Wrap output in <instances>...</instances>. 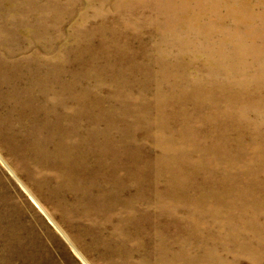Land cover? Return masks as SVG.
Masks as SVG:
<instances>
[{
    "label": "rangeland",
    "instance_id": "1",
    "mask_svg": "<svg viewBox=\"0 0 264 264\" xmlns=\"http://www.w3.org/2000/svg\"><path fill=\"white\" fill-rule=\"evenodd\" d=\"M157 1L0 0V18L14 28L21 60L41 55L29 63L35 103L53 114L59 104L61 115L78 120L62 118L52 131L67 148L76 146L75 158L51 152L55 141L48 132L33 136V112L20 115L21 127L0 125V264H133L167 249L179 258L188 243L205 245L203 255L217 253L224 251L217 227L205 226L215 218L210 203L236 207L251 193V208L263 204L261 174L247 176L240 169L220 181L224 168L213 167L207 154L219 145L224 154H236L253 135L237 132L239 140L223 122L204 121L209 105L178 92L185 81L233 75L232 69L201 62L235 48L183 32L163 37L156 29L162 19L153 8ZM8 6L17 9L12 21ZM49 6L60 15L53 16ZM234 38L228 39L239 52L248 40ZM57 80L66 86L62 102L49 92ZM1 104L0 120L6 113ZM240 116L264 134V111L248 109ZM156 125L166 136L164 153L155 142ZM180 133L195 135L197 148L180 147ZM201 218L204 226H197ZM228 258L252 264L246 255Z\"/></svg>",
    "mask_w": 264,
    "mask_h": 264
},
{
    "label": "bare ground",
    "instance_id": "2",
    "mask_svg": "<svg viewBox=\"0 0 264 264\" xmlns=\"http://www.w3.org/2000/svg\"><path fill=\"white\" fill-rule=\"evenodd\" d=\"M52 1L56 2V0ZM202 1L209 3L208 6L205 3L210 8L209 10L202 8ZM231 3L235 6L233 10L232 8L229 10H224V8L216 9V6L228 7L231 6ZM153 8L162 18L159 20V26L156 29L163 34V37L183 32L184 34H192L205 42H214L220 48H224L227 45L235 48L228 52L223 51L224 53H219L217 57L209 54V61L201 62L205 68L209 69H232L234 71L233 75L228 76L224 73V80H220L218 77L203 79H198V77L192 82L185 81L183 88L178 92L188 93L194 100L196 99L195 101H202L209 105L207 117H201L204 121L214 124L216 121L223 122L229 131H233L234 135L237 132H250L253 135V140L249 144L239 147L236 154H231L232 156L228 154L231 151H228L227 155L224 154L225 151H222L224 145H219L218 148L212 147L213 150L207 151L211 165L224 168L222 170L219 169L220 181L225 178V175L232 176L235 171L240 169L243 170V173L240 170L241 173L247 176H254L259 173L264 181V134L261 133L259 135L256 133L257 127H253L251 122L244 121L245 119L240 116L248 109L264 111V0H161L157 1ZM48 9L55 17L60 15V10L55 11V8L50 6ZM15 10H17L16 7L8 6V16L11 17V21ZM29 26L27 25L25 28L27 33L32 31V27ZM77 27L81 29L80 26ZM103 30L100 29V31ZM34 31H39L43 35L48 34L45 33L47 32L45 28L41 30L34 28ZM232 36L248 40L242 42L243 49L241 51L237 52L236 44L229 41L228 38ZM16 39L14 28L9 29L0 18V101H2L0 103L3 104H1V107H4L2 110L6 111L3 119L0 120V125L3 126L4 123L19 125L18 119L20 115H30L33 112L36 114L31 124L35 125L33 136L39 135L40 131L48 132L46 134L50 135L55 141L54 146L49 148L51 152L53 149L55 153L57 152V154L59 153L64 157L71 152L70 156L75 158L76 152L73 151H76V146L71 145V148H67L57 138L58 132L52 131L58 130V121L62 120V118L63 120L64 118L71 119L72 123H78L77 116L70 118L68 117L69 114L64 113L61 115L63 108L59 104L57 108L59 111L53 114L48 105L45 104V106L41 107L35 103L34 86L37 85V82L32 80L33 69L29 63L32 62L33 58H41V55H34L33 52L24 56L21 60V49L15 45ZM259 48L263 49V51H260ZM220 54L222 55L221 57ZM61 57L59 59L63 61L64 56L62 59ZM189 65H192V63L189 62ZM41 72L46 76L51 75L49 70ZM184 77L186 76L184 75ZM188 84L191 88H187ZM48 87L49 92L54 95L55 99L61 101L66 86L57 80L55 83H49ZM43 88L46 90L45 86ZM70 94L75 98L76 94L72 92ZM76 100L74 99V102ZM219 102H225L227 107L219 106L217 108ZM7 103L10 106L7 105L6 110L5 106ZM161 126L156 125L155 135L157 137L155 135L154 137L155 142L161 145L164 153L162 145L165 143L166 136ZM254 131L255 133H253ZM178 137L181 139L180 147H183L185 143H189L194 149L197 148L198 140L195 135L191 138L180 133ZM235 137L240 140L238 133ZM187 139L189 140L188 142ZM208 142L210 144L209 140ZM172 149V145L167 146V150ZM77 168L78 165H76L75 170ZM235 178L237 179V177ZM220 181H218L219 187H221ZM253 181H255V178ZM250 194L242 202V205L236 207L225 203L222 208L217 209L216 203L214 204L215 201L209 205V211H215L211 213L215 218L211 219L210 225L205 224V226L217 227L216 238L224 247V251L210 253L208 250L207 254L203 255L204 252L200 248L205 245L197 246L195 249V247L190 248L191 243H188L184 245L183 249H180L182 256L179 258H175V250L167 249L162 252L166 256L165 259L161 257L162 253L156 256L151 254L148 257H142V259L135 261L133 264H237L236 261L228 258L232 254L234 257L246 255L251 258L252 264H264V200H261L263 204L258 205V208H251L252 195ZM219 199H221L219 202L227 201L226 198ZM203 222L205 221H202V218L196 219L197 226H204L202 225ZM173 245L174 243L170 247ZM195 258H198V260L195 261ZM111 264L117 263L112 262Z\"/></svg>",
    "mask_w": 264,
    "mask_h": 264
}]
</instances>
